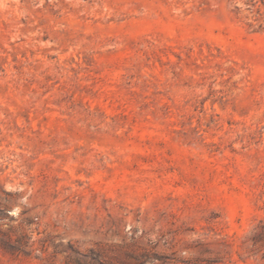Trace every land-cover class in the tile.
<instances>
[{"label": "rangeland", "instance_id": "1", "mask_svg": "<svg viewBox=\"0 0 264 264\" xmlns=\"http://www.w3.org/2000/svg\"><path fill=\"white\" fill-rule=\"evenodd\" d=\"M0 264H264V0H0Z\"/></svg>", "mask_w": 264, "mask_h": 264}]
</instances>
